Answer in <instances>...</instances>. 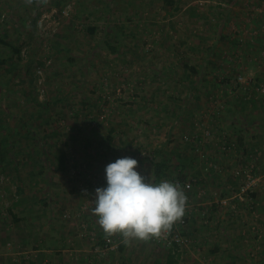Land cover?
<instances>
[{
    "label": "rangeland",
    "instance_id": "obj_1",
    "mask_svg": "<svg viewBox=\"0 0 264 264\" xmlns=\"http://www.w3.org/2000/svg\"><path fill=\"white\" fill-rule=\"evenodd\" d=\"M230 1L0 0V264H165L176 246V264H264V127L228 109L264 85V0ZM247 134V160L211 169L214 141L226 156ZM124 157L152 182L168 160L187 206L121 252L92 203Z\"/></svg>",
    "mask_w": 264,
    "mask_h": 264
},
{
    "label": "clouds",
    "instance_id": "obj_2",
    "mask_svg": "<svg viewBox=\"0 0 264 264\" xmlns=\"http://www.w3.org/2000/svg\"><path fill=\"white\" fill-rule=\"evenodd\" d=\"M137 166V160L130 157L107 165V187L95 189L92 203V214L106 237L119 235L125 245L169 233L182 221L187 206V196L178 182L154 183L136 171Z\"/></svg>",
    "mask_w": 264,
    "mask_h": 264
},
{
    "label": "crops",
    "instance_id": "obj_3",
    "mask_svg": "<svg viewBox=\"0 0 264 264\" xmlns=\"http://www.w3.org/2000/svg\"><path fill=\"white\" fill-rule=\"evenodd\" d=\"M244 1H246V3H247L248 0H244ZM251 1H253V0H251ZM257 1H258V4H259L263 0H257ZM238 3H240V1L238 2V0H231L230 3H229V6H231V8L233 10H238V12H239L240 10L238 8H236V6H240ZM262 10L264 11V9H260V11H262ZM235 16H237V15H235ZM256 18L262 19L263 18V14L258 13L256 15ZM259 22H260V20L252 19V21L249 24H245V25H250V27H256L257 28V26L261 27V23H259ZM236 85H237V83H236ZM234 89H236V88L232 87L230 90H232V93L236 94L239 90L237 89L238 90L237 91V90H234ZM251 90H252L251 87H247L246 90L243 88V95H246L243 98V103L240 106H238L237 103L231 104L230 105L231 108H228V109H230V111H232V115H236L237 116V117L235 116L234 119H233L234 120L233 122H236V124L237 123L242 124V122H243L242 125H245L247 128H251V127H256L257 129L263 128L264 127V85H262L261 88L258 89V93H257L258 97L252 98V96H251L252 91ZM252 100L256 101L255 104L251 103ZM254 116H256V118H254ZM235 118H237V119H235ZM240 124H237V125H240ZM253 136L251 137L249 134H247L246 136H242L243 139L239 138V140H238V144L240 145V148H238V146H237L238 149L235 148V151H234L231 147H229V149H228L229 153H227V151L225 149L226 156L220 155L219 157H218V155L216 153V150H219V152L221 153V149L224 150V148H221L220 147L221 145H219V147H217L218 146L217 144L220 143V141H221L220 138H218L217 141H214V144H215L214 153H212L209 156L211 169H227V164H233L238 156L241 157V158L246 157V160H247V156H245V152L250 151V149L244 150V148H246V147L249 148L250 144L252 145L253 142H255ZM255 136H256V139L258 141H260L262 139V136H261V134L259 132L256 133ZM225 139L227 141H229L231 139V137H229V139H228V137L225 138ZM221 143L225 144L226 142L223 141ZM236 149L239 150V151H236ZM232 150L234 152H232ZM251 150H252V148H251ZM214 173H215L214 174L215 177L219 176V174H218L219 172L217 173L215 171ZM263 176L264 175L260 176L256 180H261V178ZM215 186H216L215 187V189H216L217 186H218V182H216ZM256 186L257 187H255V189H254L255 191H257V192L259 191L260 192V191L264 190V184L263 183L260 184V185L257 184ZM220 188H223V189L227 190V189L232 188V187H231V185L223 184V185L220 186ZM252 196H254V195H252ZM254 197H257V196H254ZM253 200L257 203V200L255 198ZM221 201L224 202L226 200L224 199V200H221ZM221 201H220V203H221ZM248 201H249V199H247V202ZM215 202H219V201L215 200ZM250 202H253V201L251 200ZM257 204H264V201H260L259 200V202Z\"/></svg>",
    "mask_w": 264,
    "mask_h": 264
},
{
    "label": "trees",
    "instance_id": "obj_4",
    "mask_svg": "<svg viewBox=\"0 0 264 264\" xmlns=\"http://www.w3.org/2000/svg\"><path fill=\"white\" fill-rule=\"evenodd\" d=\"M191 11H193L194 9L191 8L190 9ZM93 31V29H91ZM0 42H2V39H0ZM114 50V49H112ZM15 52L17 54L20 53V50L19 49H15ZM9 59H0V65H5L7 63H9ZM15 73V72H14ZM16 74V73H15ZM38 115H40V112H38ZM111 132H113V130L111 129ZM109 133V135L106 137V141L111 143L112 142V137H111V134L112 133ZM37 135H34L33 138H35ZM9 151H6V155ZM10 153V152H9ZM8 153V154H9ZM4 159V157H1V159ZM152 169H153V179H154V182L155 183H159L161 182L163 179H167L169 178V170L171 168V165H170V162L166 159H158V157H156V159H152ZM58 166L60 167V169H64V159H63V154L61 155H58ZM22 185L23 183L20 182ZM22 187V186H21ZM103 245H106V241L102 242ZM174 246H176V243H173ZM124 247H125V244L122 243L118 246L119 250L121 252L124 251ZM175 251H177V246H176V249H170L169 252H168V255H167V258H166V262L165 264H176V257H175Z\"/></svg>",
    "mask_w": 264,
    "mask_h": 264
},
{
    "label": "bare ground",
    "instance_id": "obj_5",
    "mask_svg": "<svg viewBox=\"0 0 264 264\" xmlns=\"http://www.w3.org/2000/svg\"><path fill=\"white\" fill-rule=\"evenodd\" d=\"M191 9V8H190ZM242 76V75H241ZM243 77V76H242ZM236 79V78H235ZM239 79V78H238ZM240 80V79H239ZM240 83V82H239ZM243 83V82H242ZM245 84V83H244ZM260 89V88H259ZM206 130V129H205ZM206 134V133H205ZM201 137V136H200ZM188 139V138H187ZM195 139V138H194ZM195 141V140H194ZM197 142V141H196ZM196 146V145H195ZM226 146V145H225ZM224 146V147H225ZM197 147V146H196ZM227 147V146H226ZM226 149V148H225ZM227 151V150H226ZM176 166V165H175ZM221 167V166H220ZM253 172V171H252ZM249 174H251V173H249ZM252 177H253V175H252ZM256 177V176H255ZM240 188V187H239ZM253 188V187H252ZM240 194V193H239ZM228 204V203H227Z\"/></svg>",
    "mask_w": 264,
    "mask_h": 264
},
{
    "label": "built area",
    "instance_id": "obj_6",
    "mask_svg": "<svg viewBox=\"0 0 264 264\" xmlns=\"http://www.w3.org/2000/svg\"><path fill=\"white\" fill-rule=\"evenodd\" d=\"M248 188H249V186H248V187H246V188L244 189V191H247V190H248Z\"/></svg>",
    "mask_w": 264,
    "mask_h": 264
}]
</instances>
